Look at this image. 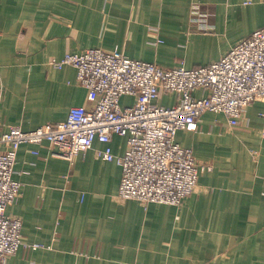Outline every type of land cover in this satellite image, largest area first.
<instances>
[{
  "label": "crops",
  "instance_id": "0c3cea01",
  "mask_svg": "<svg viewBox=\"0 0 264 264\" xmlns=\"http://www.w3.org/2000/svg\"><path fill=\"white\" fill-rule=\"evenodd\" d=\"M262 27L264 0H0V134L89 104L75 67L58 69L52 57L101 47L195 68ZM176 98L162 93L159 103ZM201 124L177 141L213 168L180 206L119 197L122 168L98 155L99 141L73 161L47 141L21 145L22 193L7 212L22 219L26 242L51 248H22L7 264H264V97L237 125L214 112ZM111 145L121 155L127 138Z\"/></svg>",
  "mask_w": 264,
  "mask_h": 264
},
{
  "label": "built area",
  "instance_id": "2783aa9c",
  "mask_svg": "<svg viewBox=\"0 0 264 264\" xmlns=\"http://www.w3.org/2000/svg\"><path fill=\"white\" fill-rule=\"evenodd\" d=\"M49 63L58 69L75 67L77 82L88 90L89 104L72 107L65 120L30 130L11 126L0 134V264H7L22 248L28 252L51 248L26 242L22 219L7 212L22 193L14 174L25 143L47 141L54 147L53 155L73 161L99 141L105 148L97 150L98 155L122 168L119 197L182 205L197 186L200 172L213 167L199 163L193 149L177 141V134L200 131L206 112L223 113L230 125H237L247 107L264 97V27L219 60L195 68H166L101 47L52 57ZM162 93L175 94L176 101L159 103ZM125 96L134 101L123 103ZM114 135L127 138L121 155L113 151Z\"/></svg>",
  "mask_w": 264,
  "mask_h": 264
}]
</instances>
